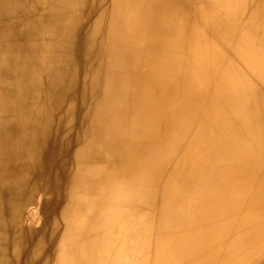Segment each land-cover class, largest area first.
Wrapping results in <instances>:
<instances>
[{
	"label": "bare ground",
	"instance_id": "6f19581e",
	"mask_svg": "<svg viewBox=\"0 0 264 264\" xmlns=\"http://www.w3.org/2000/svg\"><path fill=\"white\" fill-rule=\"evenodd\" d=\"M52 121L36 264H264V0H0L3 177Z\"/></svg>",
	"mask_w": 264,
	"mask_h": 264
},
{
	"label": "rangeland",
	"instance_id": "374dc122",
	"mask_svg": "<svg viewBox=\"0 0 264 264\" xmlns=\"http://www.w3.org/2000/svg\"><path fill=\"white\" fill-rule=\"evenodd\" d=\"M80 20L79 17L77 21L80 23ZM74 73L75 78L68 80L66 87L56 85L52 95L44 96L43 108L56 105L60 92L79 93L74 80L79 76L78 69ZM40 117L43 121L42 113ZM68 125L71 126L72 122ZM37 127L35 139L38 146L31 159L24 163L28 174L24 180H18L15 174L11 178L3 177L4 170L10 172L12 169L13 172V167L16 169L21 163L17 159H10L4 145V135L0 134V264H36L43 254L48 253L50 245L47 243L50 239L44 232L47 220L59 217L62 205L73 188L62 174L55 175L51 145L44 140L45 136H53L58 126L52 121L45 135L40 125ZM48 150L52 155L47 153ZM6 159L10 164L4 163ZM37 242L43 252L35 250Z\"/></svg>",
	"mask_w": 264,
	"mask_h": 264
}]
</instances>
